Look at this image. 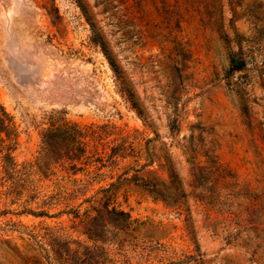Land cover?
Segmentation results:
<instances>
[{
	"label": "rangeland",
	"instance_id": "374dc122",
	"mask_svg": "<svg viewBox=\"0 0 264 264\" xmlns=\"http://www.w3.org/2000/svg\"><path fill=\"white\" fill-rule=\"evenodd\" d=\"M2 109V264H264V0H0Z\"/></svg>",
	"mask_w": 264,
	"mask_h": 264
},
{
	"label": "trees",
	"instance_id": "16d2710c",
	"mask_svg": "<svg viewBox=\"0 0 264 264\" xmlns=\"http://www.w3.org/2000/svg\"><path fill=\"white\" fill-rule=\"evenodd\" d=\"M89 24L92 28V31L94 33V35H98V33H96V31H94V27L93 24L89 21ZM108 59V63L110 65V67L112 68L113 72L115 73V75L118 77H120V72L116 69L115 64L113 63V61L106 56ZM231 66L233 68H242V63H238V61H236V59L234 57H231ZM119 81L122 83L123 82V91L125 92V94L127 95V97L131 98V92L129 91L128 87H126V83H124V81H122V79H119ZM9 118V115L4 111V109L1 110L0 113V122H2V125H4L5 129L7 130L8 127H10V125H8V123L6 122L7 119ZM57 136H64V137H69L72 136L74 138L75 144L78 147L77 151H79V148L82 149V151H84L83 148V144H84V136H85V132L83 131V129L79 128L77 125L74 126H64V127H54V128H49L48 130H46L43 135H42V143H43V150L48 148V146H50V142L53 138L57 137ZM76 152H74L73 155L74 159L77 158H82V155H80V153L78 155H76ZM71 152H69L70 154ZM77 156V157H76ZM109 155H107L108 157ZM4 158L6 159V161L8 162L7 166H8V170L11 174L16 173L18 170L16 169V164L12 158V156L10 155V153L6 154L4 156ZM82 160V159H81ZM86 160V159H83ZM96 161L101 163L100 166H104V163L107 160H104V156L99 155L96 157ZM84 164H87L86 162H84ZM72 165H74L76 170H79V168L81 167H76L75 163H72ZM83 170V168L81 169ZM90 172V171H89ZM99 173H94V175H97ZM76 181V180H75ZM78 181V180H77ZM114 185V183H110L108 187L105 188H100L98 189L97 193H101V197L100 198H94V196L88 197L83 201L86 202H90L89 204V208L87 210L84 211V213H80L79 209L80 207H75V208H70L69 210H71L72 213H74V218H79V219H83V221H91L93 219V213H95L96 215H100V214H110L113 215L115 217V224L116 225H120L122 227H129L130 225L133 224V222L130 219V216L128 214V212L122 210V209H118L115 206H110V200H111V195L108 194L109 191L111 190V187ZM153 187V193L159 197L160 199L164 200V195L161 193L162 189L166 188V185L164 183H154V184H150ZM75 195H77V191L74 190ZM91 212L92 215H91ZM26 212V210H25ZM30 237H32L31 234H29ZM7 253H9V256L7 255ZM6 256L7 257V261H15L17 259L20 258H29L27 256V254L23 253V249H21L20 247L14 245L11 246L10 243L7 240H0V259L4 258L6 260ZM9 258V259H8ZM0 264H2V262L0 261Z\"/></svg>",
	"mask_w": 264,
	"mask_h": 264
}]
</instances>
